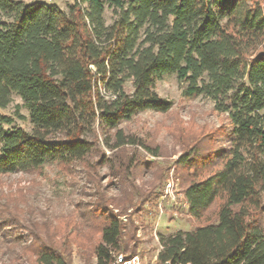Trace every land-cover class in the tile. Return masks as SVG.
Listing matches in <instances>:
<instances>
[{"label": "trees", "instance_id": "1", "mask_svg": "<svg viewBox=\"0 0 264 264\" xmlns=\"http://www.w3.org/2000/svg\"><path fill=\"white\" fill-rule=\"evenodd\" d=\"M263 1L72 0L65 11L42 0H0L8 17L0 19V175L41 172L47 162L70 174L80 162L95 185L81 216L87 235L68 220L33 221L30 242L8 264H72L73 246L87 242L95 264H110L118 252L135 254L136 227L125 235L100 181L98 171L110 158L98 147L97 127L111 150L137 143L117 126L146 109H170L154 89L165 73L184 83L185 96L213 98L227 120L193 132L174 161L188 214L200 224L159 234L157 259L264 264ZM106 4L114 15L108 24ZM14 94L28 109L30 131L15 122L24 118L19 104L13 114L1 112ZM127 165L109 168L120 174ZM154 192L139 193V203ZM11 197L0 204V244L18 245L3 229L20 223Z\"/></svg>", "mask_w": 264, "mask_h": 264}, {"label": "rangeland", "instance_id": "2", "mask_svg": "<svg viewBox=\"0 0 264 264\" xmlns=\"http://www.w3.org/2000/svg\"><path fill=\"white\" fill-rule=\"evenodd\" d=\"M26 3L36 0H23ZM68 11L72 0H42ZM264 5V1L262 2ZM8 17L0 13V19ZM106 23L113 18L112 8L107 6L104 11ZM184 83L178 81L174 73H165L155 80L154 89L164 99L171 101L172 105L166 112L146 109L133 115L130 119L122 120L117 128L124 134L136 140L135 144H126L118 150H111L104 142V135L97 127V140L99 149L110 158L109 163L103 165L98 174L102 185H107V196H111L117 208L115 212L121 213L125 224V235L136 227L135 237L137 253L145 262L153 263L162 246L159 243V234H168L177 230H191L200 223L192 219L188 209L182 207L181 200L174 205L177 214H174L170 204H165L158 225L156 223V203L163 189L169 171L177 178L178 189L182 186L174 171V161L183 152L185 142L189 136L203 126L215 128L227 120V112L215 108V100L203 94L185 96ZM126 91H131V81L125 82ZM101 92L106 95L101 86ZM19 104L18 113L24 118L15 116V122L27 131L32 125L28 118V109L22 105L19 96L13 95L12 101L2 113L13 114L15 105ZM110 130L106 137H111ZM111 139L110 142H112ZM119 156L118 158L116 156ZM92 154L91 159H96ZM121 158V159H120ZM124 161L125 171L117 173L115 167ZM131 159V161H130ZM90 178V177H89ZM88 178V171L82 163L76 162L72 172L62 171L55 163L47 162L41 172H16L9 175H0V204L10 198L15 204L11 210L19 213V224L4 227L8 231L7 239L17 238L18 245H9L8 241L0 244V264H8L9 259L20 250L21 244L27 241L28 227L32 222L52 223L59 220L74 222L79 234L89 233L88 225H82V213L94 199L95 185ZM155 191L150 201L140 204L139 193L150 189ZM131 200V201H130ZM11 206V204L9 205ZM141 209L137 211L139 208ZM93 244L85 243L83 246L74 245L71 253L72 264H95Z\"/></svg>", "mask_w": 264, "mask_h": 264}, {"label": "built area", "instance_id": "3", "mask_svg": "<svg viewBox=\"0 0 264 264\" xmlns=\"http://www.w3.org/2000/svg\"><path fill=\"white\" fill-rule=\"evenodd\" d=\"M159 200L156 203V223L155 226L158 225V222L165 212V204H170L174 214H177V209L174 208V205L177 204L181 200L182 207H186L188 209V204L184 198L183 192L178 189L177 178L173 174V169L169 171L167 179L164 183L163 189L158 196ZM180 199V200H179ZM168 261L160 262L155 257L153 263L145 262L137 253L135 254H127L124 252H118L113 255V259L110 264H166Z\"/></svg>", "mask_w": 264, "mask_h": 264}]
</instances>
